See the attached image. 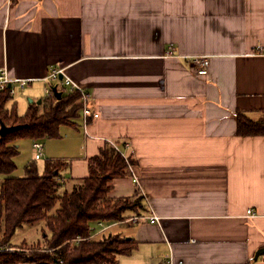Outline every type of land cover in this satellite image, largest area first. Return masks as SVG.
I'll use <instances>...</instances> for the list:
<instances>
[{
  "label": "crops",
  "instance_id": "crops-1",
  "mask_svg": "<svg viewBox=\"0 0 264 264\" xmlns=\"http://www.w3.org/2000/svg\"><path fill=\"white\" fill-rule=\"evenodd\" d=\"M1 66L28 81L6 103L19 116L45 103L54 69L90 95L97 117L84 123L80 107L41 142L37 170L59 162L60 192L103 149L133 161L108 197L142 209L93 236L133 239L113 264H264V135L236 122L264 123V0H0Z\"/></svg>",
  "mask_w": 264,
  "mask_h": 264
},
{
  "label": "trees",
  "instance_id": "trees-1",
  "mask_svg": "<svg viewBox=\"0 0 264 264\" xmlns=\"http://www.w3.org/2000/svg\"><path fill=\"white\" fill-rule=\"evenodd\" d=\"M61 97L45 99L41 106L32 104L19 116L15 108L7 109L10 96L0 92V122L7 126L26 124L15 132L0 136V249L12 247L10 239L24 224L43 223L45 248L17 247L15 252L0 251V264H113L118 256L135 249L133 239L118 234L101 233L91 237L94 224L125 219L127 212L142 209V197L111 199L110 181L128 173V162L113 147L100 151L90 163L89 176L60 192L57 161H48L43 173L35 163L25 166V175L10 176L16 169V140H38L59 136V126L70 124L78 116L81 104L77 91L60 89ZM41 107V108H40ZM237 134L241 137L264 135V123L236 115Z\"/></svg>",
  "mask_w": 264,
  "mask_h": 264
},
{
  "label": "built area",
  "instance_id": "built-area-1",
  "mask_svg": "<svg viewBox=\"0 0 264 264\" xmlns=\"http://www.w3.org/2000/svg\"><path fill=\"white\" fill-rule=\"evenodd\" d=\"M166 57H173L175 56L174 54V49L172 47H169L166 50L165 53ZM191 61L193 64H195L197 66V73L199 75H206L207 74V68H208V58L204 57V56H195L191 58ZM59 75H62V79L59 80ZM47 79L52 83L49 84V86L46 88L45 90V99L51 97L53 95V92L51 90V87L53 85H55V82H61L63 85H72L71 89L76 90L79 92L80 94V103H81V114H82V118L84 123H86L88 117L90 115L97 117L98 114L97 113H92L91 114V109L89 107V100H90V95L88 93H85L82 89H80L79 87L75 86L74 84H72V82L70 81V79L68 77H65L63 74V71L61 69H54L52 70L49 75L47 76ZM28 84V81L26 79H11L8 74H7V70L5 66H1L0 67V92L7 90L9 95H13L14 93V88L15 85L19 88H23L24 86H26ZM34 149H35V154H34V158L35 159H40L43 155V145L40 141L36 140L33 144ZM121 156L128 161V156H126L124 153H122L121 151H119ZM135 180V178H134ZM247 214L249 216H253V213L251 212V210L247 211ZM156 217H151L150 220L154 221L156 220ZM98 226L101 227V230H104V226L103 223L99 222ZM98 232H93V234L91 235L94 236L95 234H97ZM164 264H173L172 262H166Z\"/></svg>",
  "mask_w": 264,
  "mask_h": 264
},
{
  "label": "rangeland",
  "instance_id": "rangeland-1",
  "mask_svg": "<svg viewBox=\"0 0 264 264\" xmlns=\"http://www.w3.org/2000/svg\"><path fill=\"white\" fill-rule=\"evenodd\" d=\"M45 96V95H44ZM45 98V97H44ZM21 104L19 103L18 105V113L21 111ZM36 140L30 139L28 137H19L16 140V145L18 146V153L14 158V162L16 165V169L14 172L10 175L12 177H21L25 175V166L30 163L31 161H34L37 168H40L44 165L45 163V158L39 159V160H34V154H35V149H34V142ZM40 142H44L39 140ZM5 178L4 175L0 174V183L1 181ZM98 224H94L93 229L94 232H96V229L98 228ZM43 223L39 222L37 224L29 225V224H24L21 227L17 228L13 234V236L10 239V243L12 247H5L1 248L0 251H9V252H15L18 250L19 247H38V248H45V242L43 241ZM104 234H107L104 233ZM1 235V233H0ZM1 237V236H0ZM97 237H100L98 235ZM18 247V248H17ZM1 253V252H0Z\"/></svg>",
  "mask_w": 264,
  "mask_h": 264
},
{
  "label": "water",
  "instance_id": "water-1",
  "mask_svg": "<svg viewBox=\"0 0 264 264\" xmlns=\"http://www.w3.org/2000/svg\"><path fill=\"white\" fill-rule=\"evenodd\" d=\"M62 79V75H59V80ZM51 90L53 92V95L56 99H59L61 97V91H59L57 89V86L56 85H53L51 87ZM27 125L26 124H18V125H11V126H7L5 125L4 123L0 122V136H5L6 134H9V133H12V132H15L21 128H24L26 127Z\"/></svg>",
  "mask_w": 264,
  "mask_h": 264
}]
</instances>
